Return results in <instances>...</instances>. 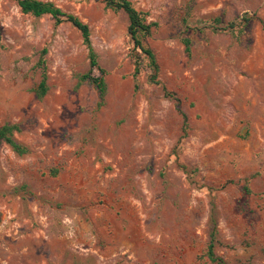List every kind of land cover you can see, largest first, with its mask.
<instances>
[{
	"label": "rangeland",
	"instance_id": "obj_1",
	"mask_svg": "<svg viewBox=\"0 0 264 264\" xmlns=\"http://www.w3.org/2000/svg\"><path fill=\"white\" fill-rule=\"evenodd\" d=\"M38 1L88 25L106 95L79 81L75 28L0 0V127L29 150L0 143V264H215L211 217L217 257L264 264V0H129L157 23L143 40L157 84L123 12Z\"/></svg>",
	"mask_w": 264,
	"mask_h": 264
},
{
	"label": "trees",
	"instance_id": "obj_2",
	"mask_svg": "<svg viewBox=\"0 0 264 264\" xmlns=\"http://www.w3.org/2000/svg\"><path fill=\"white\" fill-rule=\"evenodd\" d=\"M14 1L21 13L28 14L34 17H41L43 15H50L54 20L55 25H60L62 23H67L75 28L81 36L82 42L87 49V57L89 61V71L85 74L79 76V81H87L92 84L98 92L99 96V105L103 103L104 97L106 95V83L104 81V70L101 69L97 63L96 55L92 49L90 42V29L87 24L83 23L77 16L69 13H65L54 4L50 2H42L38 0H12ZM104 4L106 9H110L114 12H123L128 21L127 25V35L132 41L134 49L139 51L146 59L148 60V66L151 69V75L149 81L153 84H157L156 75L158 72V66L156 63L155 56L153 52L147 48L143 40L147 38L153 29L157 27L155 22H147V13L137 10L129 0H97ZM251 21V17L244 15L240 19L233 20L222 27H219V30H234L235 28L245 27ZM221 24L220 18H214L212 20L213 26H218ZM212 26V28H213ZM214 30H217L213 28ZM182 43L185 47V52L189 53L190 51V41L189 39H183ZM46 54V49H43L40 53V58L38 60V67L41 69V79L38 83L35 91L37 97H43L48 90L46 84V66L44 56ZM135 70L134 76L139 72V61H135ZM93 71H97L99 76H94ZM167 96L171 94L165 91ZM183 116V133L186 132L188 126L186 117ZM20 131V127L17 124H4L0 127V143H4L11 148V150L16 153L18 156L25 155L29 152L28 148L18 143L14 139V134ZM56 172L53 171V174ZM216 224L214 219L210 218V232H209V241L206 246L205 256L206 258L215 264H225L224 261L217 257L214 254V247L217 243L216 239Z\"/></svg>",
	"mask_w": 264,
	"mask_h": 264
}]
</instances>
